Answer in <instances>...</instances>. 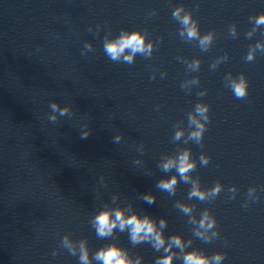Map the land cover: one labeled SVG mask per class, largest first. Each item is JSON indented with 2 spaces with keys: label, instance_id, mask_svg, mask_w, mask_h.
<instances>
[{
  "label": "clouds",
  "instance_id": "9594fccd",
  "mask_svg": "<svg viewBox=\"0 0 264 264\" xmlns=\"http://www.w3.org/2000/svg\"><path fill=\"white\" fill-rule=\"evenodd\" d=\"M154 15V10L149 13V16ZM172 18L180 25L178 35L183 41L186 43L195 41L201 52H208L213 47L216 39L215 30L202 34L199 21L194 18L192 10H186L184 5L181 4L172 11ZM249 22L252 27L247 31L246 37L251 39L259 29L264 27V12L250 16ZM89 31L92 32L93 29L89 28ZM99 31L100 26L97 25L94 34L99 35ZM110 31L109 29L108 33L104 35L103 52L114 63L132 65L137 56L150 59L159 43L162 42V38L157 41L149 40L147 29H121L115 37L110 36ZM228 34L233 39L238 37L235 23L229 26ZM93 50L92 43L85 42L81 55H86ZM257 53L264 55V39L258 40L249 46L244 57L245 62H253L257 57ZM177 59L186 65V69L189 72H198L200 69L201 60L199 57L190 60L181 57H177ZM227 60V54L217 57L209 66L210 70L215 71L221 63ZM166 75V72L160 73L162 79ZM155 78V71H153L150 79L154 80ZM199 84V77L193 76L190 79H185L180 87L186 94H190L193 87ZM224 84L232 92L235 99L245 100L248 98L249 80L243 72L235 76L231 72L227 73L224 77ZM206 94L207 90L203 89L198 91L196 96L202 98ZM210 108V104L203 102V100H198L193 109L187 113V126L183 125V121L173 125L175 129L172 137L173 142L183 141L184 144L191 142L203 148L204 134L211 122ZM49 109L48 120L50 123H56L60 117L73 115L71 105L61 106L56 101H52L49 104ZM80 134L81 139H86L91 134V129L87 124L82 125ZM122 139L123 134H117L113 137V143L119 144ZM137 150L143 154V144H140ZM198 159L201 167H207L211 162V157L203 151H201ZM134 163L139 165L142 161L137 159ZM157 167L164 173L175 171V174L170 177H162L156 184L158 190L168 193L169 196L176 195L177 185L180 182L190 186L188 192L189 200L214 202L221 192L224 191V185L219 180L212 187L204 188L201 185L200 178L192 175L197 168V160L193 159L190 148H177L172 154H163ZM99 182L102 185L104 184L105 177L103 175L99 177ZM257 191V186L248 188L242 207L247 209L250 202L259 201L260 198L257 195ZM237 192L236 185L230 186L227 189L228 198L234 200ZM119 198V193L114 194L111 198V203L116 206L103 205L89 221L97 238L111 240L112 242L102 245L93 253L89 248L87 238L74 240L71 234H65L60 240V247L66 250L69 255L77 257L78 264H142L143 257L137 255L133 258L127 248L115 242L116 234L125 232L131 245L137 246L147 243L155 252L162 253L155 258L154 264H174L176 259L181 260L182 264H223L225 261L226 253L215 252L207 255L202 249L191 248L193 240H185L182 234L166 236L164 234L168 226L166 218L161 217L157 220L148 214L141 215L131 204L121 206L117 203ZM140 199L151 205L155 203L156 196L148 192L142 194ZM174 207L188 217L187 223L192 226V235L196 239L204 243H211L220 237L216 217L210 209H204L198 218L195 215V205L193 204L176 200ZM190 248L191 250H189ZM51 255L53 257L57 256L58 251L53 250Z\"/></svg>",
  "mask_w": 264,
  "mask_h": 264
}]
</instances>
